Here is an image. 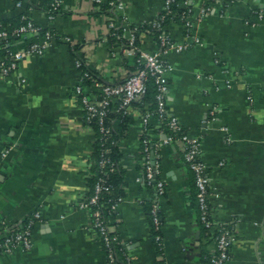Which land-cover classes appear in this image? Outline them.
<instances>
[{
    "label": "crops",
    "instance_id": "obj_1",
    "mask_svg": "<svg viewBox=\"0 0 264 264\" xmlns=\"http://www.w3.org/2000/svg\"><path fill=\"white\" fill-rule=\"evenodd\" d=\"M45 1L0 0V21L23 13L58 37L41 56L19 60L9 76L0 71V227L20 228L40 214L31 250L0 256V264H108L91 211L79 208L90 191L97 134L75 93L82 84L76 60L104 84L123 81L129 69L124 50L110 49L107 20L93 16V0H61L53 21ZM102 1L122 3L121 15L134 25L156 20L164 6L163 0ZM184 1L179 6L190 7L199 42L187 38L182 24L166 27L174 43L192 42L188 50L164 56L171 66L167 110L200 141L211 219L235 235L228 264H264V0ZM203 9L209 10L205 16ZM139 47L159 51L150 35ZM147 111L133 106L125 125L114 121L125 194L109 218L118 255L130 264H204L215 244L203 237L193 174L179 142L161 145L152 156L166 186L160 200L164 252H156L147 204L155 188L145 177L141 141ZM149 125L154 143L162 141L158 120Z\"/></svg>",
    "mask_w": 264,
    "mask_h": 264
},
{
    "label": "built area",
    "instance_id": "obj_2",
    "mask_svg": "<svg viewBox=\"0 0 264 264\" xmlns=\"http://www.w3.org/2000/svg\"><path fill=\"white\" fill-rule=\"evenodd\" d=\"M220 1V0H214ZM233 2V0H230ZM164 6L159 20L154 24L155 28L161 31V35L158 37L159 51L156 53L141 52L140 47L135 46V30L130 28V24L127 18L121 15L124 10V5L120 2H111L109 5L112 7L113 11L111 15L105 16L109 28L120 27L124 28L125 35L129 41V47L124 49V54L126 56H136L138 55L137 63L138 68L135 72L128 74L125 80L115 83V84H104L100 82L98 77L87 71L83 78L82 84L79 85L75 93L81 101V105L84 110L85 120L87 123H91L93 119H96L100 128L101 134L107 135L110 129H107L104 125L105 118L109 112H112L113 105H118L116 112L123 111L129 114L132 104L141 101L147 93V84L152 78L157 88V93L155 96L157 104V115L160 127L166 124V126L177 134H181V137L176 138L174 135H166L165 138L160 142H155L151 136V130L149 129V121L151 118L155 117L154 113L150 110L147 111L143 117V129L141 130L142 135V146L143 153L145 156V177L151 182L156 184V196L155 203L153 204V216L154 222L157 227L160 226V220L158 213L161 211L160 200L166 194L165 183L160 179L161 166L160 163L155 160L152 156L155 151H157L161 145L174 144L176 142L181 143L184 146V159L188 164L190 170L195 175V183L197 187V200L200 212V222L208 229V231L213 232L214 230L219 232L216 239V244L213 252L211 253V264H228L231 255L230 250L235 242V235L232 230H226L223 226H216L212 219L209 207V199L211 196L209 178L207 175V167L200 160V141L198 139H191L186 133L181 132L182 127L178 120L168 113L166 106V94L168 92V75L171 71V66L164 59V56L171 52L180 53L188 50L192 46V42H187L184 44H177L172 41L170 36L166 33V27L163 25L167 16L171 13V6L175 0H163ZM103 3L102 0H93V10L98 11L99 5ZM188 5L187 0L184 1ZM180 4V2H179ZM19 6L21 3L18 4ZM52 11L58 14L62 8L61 0H54L52 5ZM208 9H203L201 16L208 14ZM264 11L259 12V19L262 20ZM49 20L53 21L56 15H48ZM121 18V20H120ZM157 18V19H158ZM27 19V17H25ZM28 20V19H27ZM155 21V20H154ZM153 22V21H152ZM120 24V25H119ZM197 24L191 20V16H188L185 20L184 27L187 38L193 41L199 42L198 39L193 37L194 29ZM42 31V28L36 26L31 21H27V24L21 26L16 30L15 34H38ZM8 32H0V38H7ZM55 39V35L51 33L50 30L46 31L45 39L41 40L30 47L27 51H19L9 57H0V71L4 76H9L12 72L17 69L18 61L27 56H41L48 46ZM68 41V40H67ZM11 59V62H7L6 59ZM82 65H86V62L81 60H76V66L80 68ZM91 83V86L100 91L99 97H88L85 91H91L92 87H85L84 81ZM92 92V91H91ZM161 133H164L161 130ZM5 156V155H4ZM109 163L108 160H103L100 164L101 166H106ZM103 192H109V188L104 186L102 182L98 183L95 187V194L90 199L89 202H81L79 208L91 211V206L95 205ZM124 199H120L119 203L112 206V210L115 212L117 206ZM113 215L105 216L99 210L92 213V218L94 221V228L98 232L107 255L108 264H122V260L117 251V246L119 244L116 236L113 235L111 224L109 223V218ZM40 214L35 213L30 219H28L19 231L14 233H9L3 235V241L0 242V256L13 253L17 249H21L26 252L32 248V233L35 225L39 222ZM6 226L0 227L5 229ZM159 240V238H158Z\"/></svg>",
    "mask_w": 264,
    "mask_h": 264
},
{
    "label": "trees",
    "instance_id": "obj_3",
    "mask_svg": "<svg viewBox=\"0 0 264 264\" xmlns=\"http://www.w3.org/2000/svg\"><path fill=\"white\" fill-rule=\"evenodd\" d=\"M54 0H48L43 2V9L47 12V15H57L52 11V3ZM181 0H175V2L171 6V13L169 16H167L165 22L163 25L167 27L171 23H177V24H182L184 25L185 20L188 16H191V10L190 7H187L186 9H182L179 6V2ZM230 1V0H227ZM95 6L99 7V10L96 12H93V16H108L112 14V7L109 4L101 3L99 5L95 4ZM163 14V13H162ZM25 14H20L16 16L15 18L12 19H7L4 21H0V32H8V37L7 38H0V57H9L10 55H13L19 51H27L30 49V47L36 43H39L41 40L45 39V34L46 31L49 29H42V31L38 34H15L14 32L18 30L21 26H24L27 24V19H25ZM161 16V14L159 15ZM160 18V17H159ZM156 19L153 22L146 23L143 25H134L130 24V28L134 29V36H135V46L139 47L141 43V38L144 35H150L152 36L156 42H159L158 37L161 35V31L158 28L154 27V24L157 22ZM121 20V18H120ZM51 33L55 35V38L58 39L56 33L52 30ZM167 33V32H166ZM168 34V33H167ZM107 43L110 46V49H119L124 50L129 47V41L125 35L124 28L122 26L120 27H115V28H109L108 27V35H107ZM80 49L79 46L75 48V51ZM122 55V54H121ZM125 64L127 65L129 69V73L135 72L138 68V55L136 56H126L122 55ZM6 61L9 63L11 62V59L7 58ZM80 73L83 78L84 74L87 71H90L86 65H82L80 68ZM92 74H94L92 71H90ZM96 76V74H94ZM97 77V76H96ZM126 79V78H125ZM124 79V80H125ZM84 86L85 87H92V92L91 91H85L86 95L90 98L92 97H99L100 91L91 86V83L88 81H84ZM157 93V88L154 83V80L150 78L148 84H147V93L144 96V98L132 104L131 107L136 106L141 109H144V106H148L149 110L153 112L155 115V118L158 120V115L156 112L157 109V104L155 100V96ZM118 106V105H117ZM105 127L107 129H110V132L107 135L101 134L100 128L98 125V122L96 119H93L90 123V126L96 131L97 134V143L95 145L94 149V154H93V164L91 167V179L88 181L90 191L88 195L83 199L84 202H89L90 199L94 196L95 194V187L98 183L102 182L104 186L109 188V192H103L100 195L99 201L91 206V214L94 213L95 211L99 210L103 215L108 216V215H114L115 212L112 210V206L114 204L119 203L120 199L125 198L124 194V172L120 169L119 167V162L121 160V152L119 149V142L121 139V135L119 134L120 132L118 130L114 129V121L118 123V126L122 127L128 122V114L124 113L122 110L116 113L109 112L107 117L105 118ZM162 126L161 130L164 132L166 135H174L176 138L181 137V134H177L170 130L165 123ZM119 129V128H118ZM149 129H152L149 126ZM183 133H186L184 129L182 128ZM103 160H108L109 163L106 166H101V162ZM188 166V164H187ZM189 168V166H188ZM190 170V168H189ZM191 171V170H190ZM192 172V171H191ZM193 174L194 178V186H195V200L197 203V208H198V221L201 226L202 234L203 237L214 242L216 244V239L219 235V232L214 230L213 232L208 231L200 222V212H199V205H198V200H197V187L195 183V175ZM147 180V179H146ZM148 181V180H147ZM148 183L155 188V193L153 198L148 202V212H149V218H150V225H151V231H152V237L154 241V245L156 248V252L159 255H162L164 250H163V243H162V226L164 223L163 215H162V210L158 213L159 220H160V226L157 227L155 222H154V216L152 213L153 210V204L155 203V196H156V184L151 181ZM92 223L94 227V221L92 218ZM19 228H10V229H1L0 230V242L3 241V235L9 234V233H14L16 231H19L22 226ZM226 230H230L227 227H223ZM114 235V234H113ZM159 238V240H158ZM117 251L119 253L121 252L120 247H116ZM211 257L212 255H208L205 258L204 264H211ZM122 264H130L124 259V262Z\"/></svg>",
    "mask_w": 264,
    "mask_h": 264
}]
</instances>
